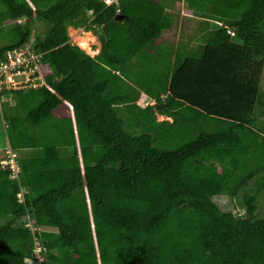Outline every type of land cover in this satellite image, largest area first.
<instances>
[{"label": "trees", "instance_id": "obj_1", "mask_svg": "<svg viewBox=\"0 0 264 264\" xmlns=\"http://www.w3.org/2000/svg\"><path fill=\"white\" fill-rule=\"evenodd\" d=\"M178 1L201 36L176 40L163 0H0V62L36 55L42 83L2 94L20 172L0 163V264L33 235L45 264H264V0ZM241 191V215L215 201Z\"/></svg>", "mask_w": 264, "mask_h": 264}, {"label": "rangeland", "instance_id": "obj_2", "mask_svg": "<svg viewBox=\"0 0 264 264\" xmlns=\"http://www.w3.org/2000/svg\"><path fill=\"white\" fill-rule=\"evenodd\" d=\"M176 1V0H175ZM178 1V0H177ZM168 2L172 5L175 4L171 9L172 11L175 12H179L181 14L182 19L179 21V29L177 30V36H176V40H179V37L184 36V38H188L189 36H193L194 34L197 35H202L203 34V27L201 29V20L199 15H196L195 13H186L187 11V4L183 1H178L177 3L174 2V0H163V3L169 8L170 6H168ZM1 5H0V11H1ZM3 9V7H2ZM19 23V22H18ZM11 26H13V23L8 24L6 26V29H10ZM36 30H38L39 32H44L47 30L46 26L43 24H37L36 26ZM220 25L219 24H212L211 29L215 30L217 28H219ZM209 31V29H207ZM1 34V33H0ZM69 35L71 38V42L74 45H77L79 48H81L82 50H84L88 55H90L91 57H95L99 54L100 52V48H101V44L99 39L91 32H85L83 29H74V28H70L69 29ZM35 38V34L33 36V39ZM33 41V40H32ZM87 44V48H84L83 44ZM4 43V39L3 37H1L0 35V46H2ZM45 70V69H44ZM46 74H48L47 71H45ZM13 77H7L6 79H4V83L6 84L4 87L7 89H3L2 92H0V98H1V102H0V163H2L3 161H6L9 158V153L16 155V153H14L13 151L10 150L9 147V143H8V139H7V134H6V125L5 122L3 120V116H2V105L3 104H8L9 106H14L15 105V101L13 100L12 95H6L3 96V92L4 91H15V89L12 88V86L9 84L8 85V79H12ZM26 78L25 76H19L15 78L16 82H22L24 81ZM261 88L262 91L264 92V72H263V77H262V81H261ZM19 90V89H17ZM264 101V99H263ZM146 104L143 105V107H145ZM256 118L258 119L259 122H263L264 121V103L257 107V114H256ZM159 121H172L171 119H167L164 117L159 116L158 117ZM6 154V155H5ZM17 156V155H16ZM264 176V174H263ZM255 179L251 180L249 187H252L255 184ZM242 194L243 191L240 192V197L238 199H232V198H228L227 196H222V197H218L215 201L216 203L220 206V208H222L224 211L226 212H231L233 214L236 215H241L244 212L243 207L241 206V199H242ZM257 215L258 218L260 219H264V190L263 192L260 194L259 196V200H258V210H257ZM4 222L2 220H0V224H3ZM28 264V263H26Z\"/></svg>", "mask_w": 264, "mask_h": 264}, {"label": "built area", "instance_id": "obj_3", "mask_svg": "<svg viewBox=\"0 0 264 264\" xmlns=\"http://www.w3.org/2000/svg\"><path fill=\"white\" fill-rule=\"evenodd\" d=\"M27 52L25 51H12L5 55L4 60L0 62V92L3 89H7L4 86V79L7 77H13L8 79V85L10 84L13 89H29L37 88L41 83V77L35 74L37 73V66L35 60H38V56L30 55L27 57ZM19 76H25V80L22 82H16L15 78ZM9 158L6 161H3L1 165L3 167L9 166L13 172V177L18 178L20 169L18 166L17 156L9 153ZM22 199V193L20 194ZM32 232L35 229L30 225ZM33 244H34V256L32 259H27L26 263L28 264H45L46 258L43 254V247L39 238L36 235H33Z\"/></svg>", "mask_w": 264, "mask_h": 264}, {"label": "water", "instance_id": "obj_4", "mask_svg": "<svg viewBox=\"0 0 264 264\" xmlns=\"http://www.w3.org/2000/svg\"><path fill=\"white\" fill-rule=\"evenodd\" d=\"M124 19V16H122L121 14H118L115 18V20L119 21V20H122Z\"/></svg>", "mask_w": 264, "mask_h": 264}, {"label": "crops", "instance_id": "obj_5", "mask_svg": "<svg viewBox=\"0 0 264 264\" xmlns=\"http://www.w3.org/2000/svg\"><path fill=\"white\" fill-rule=\"evenodd\" d=\"M168 4H169L168 6H170L169 9L172 8V7L175 5V4H172V5H171L169 2H168ZM100 49H101V48H100ZM99 53H100V52H99ZM3 96H6V95H3ZM1 101H2V100H1V98H0V102H1ZM11 107H13V106H11ZM10 150H11V149H10ZM11 151H12V150H11ZM14 153H15V152H14Z\"/></svg>", "mask_w": 264, "mask_h": 264}, {"label": "bare ground", "instance_id": "obj_6", "mask_svg": "<svg viewBox=\"0 0 264 264\" xmlns=\"http://www.w3.org/2000/svg\"><path fill=\"white\" fill-rule=\"evenodd\" d=\"M83 46H84V48H87L88 47L87 44H85V43L83 44Z\"/></svg>", "mask_w": 264, "mask_h": 264}]
</instances>
